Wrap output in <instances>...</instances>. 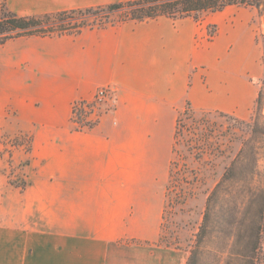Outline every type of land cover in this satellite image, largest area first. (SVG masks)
<instances>
[{
	"label": "crops",
	"instance_id": "1",
	"mask_svg": "<svg viewBox=\"0 0 264 264\" xmlns=\"http://www.w3.org/2000/svg\"><path fill=\"white\" fill-rule=\"evenodd\" d=\"M127 1L3 0L17 16ZM232 8L244 7L209 13L211 40L190 18L158 17L0 45L1 126L31 142L26 187L0 176V264H181L154 242L178 112L246 119L263 75L251 19L219 16ZM101 87L111 109L73 130L72 104Z\"/></svg>",
	"mask_w": 264,
	"mask_h": 264
},
{
	"label": "rangeland",
	"instance_id": "2",
	"mask_svg": "<svg viewBox=\"0 0 264 264\" xmlns=\"http://www.w3.org/2000/svg\"><path fill=\"white\" fill-rule=\"evenodd\" d=\"M258 1L257 7L232 8L219 16L228 17L232 23L238 16L251 19L249 35H253L260 48V64L263 69L257 94V98L258 95L260 96V108L256 109V98L246 119H240L234 114L224 117L217 112L193 111L190 117L181 116L179 134L173 137L160 237L154 242L162 247L175 249L176 262L180 261L181 264L186 263L194 245L195 234L202 220L208 193L239 152L243 171L255 173L253 187L264 200V0ZM4 7L3 0H0V16ZM124 15V11H117L106 16L85 14L72 17L86 24L96 25L98 21L107 19L114 22L113 25H117L121 23L119 19ZM205 16L206 14L200 21L192 19L203 26V34L198 36L197 41L200 38L211 40L218 33V27L211 24L213 15ZM229 50H232L231 45ZM250 55L251 52L248 51L247 58ZM112 100L111 93L106 101L94 103L89 107H85V103L81 105L79 101L74 102L72 109L79 107L83 112L79 116L72 113V129L76 131L87 129V124L91 126L94 123L92 117L111 109ZM183 109L178 112L177 118ZM3 121L0 119V176L4 178L8 186L21 191L27 184L25 167L28 165L26 155L30 151V135L12 134L1 126ZM6 121H8L7 117ZM227 205L232 206L230 202ZM237 209L238 214L232 228L227 231L233 230L230 234L229 232L226 234V237L233 234L235 237L224 240L222 238L219 241L218 235L215 234L210 242L206 241L201 248L199 264H230L227 258L229 250L234 251L237 248L236 235L238 233L242 235L243 228L245 229L248 225L250 212L248 199L244 198ZM125 243L134 244L135 242L126 240ZM217 243H219L218 246H216ZM262 243L264 247V233Z\"/></svg>",
	"mask_w": 264,
	"mask_h": 264
},
{
	"label": "trees",
	"instance_id": "3",
	"mask_svg": "<svg viewBox=\"0 0 264 264\" xmlns=\"http://www.w3.org/2000/svg\"><path fill=\"white\" fill-rule=\"evenodd\" d=\"M258 0H130L124 3L100 6L95 8L62 11L58 13L43 14L39 16H17L4 7L0 16V45L8 40L27 36H61L76 34L85 28L103 27L113 25L114 22L98 21L97 24H86L84 21H76L73 15H99L124 11L125 15L119 22L156 19L167 17L170 19L191 18L200 21L203 15L221 12L228 6L257 7ZM81 105L85 101H79ZM260 108V96L256 100V109ZM82 114L79 107H73L72 113ZM193 113L187 103L176 119L174 137L179 134L182 117H190ZM228 117V114H222ZM90 127V124H87ZM80 128V127H79ZM241 153L225 168L220 179L208 193L201 223L195 234L194 245L185 264H199L201 248L207 242L218 235V240L235 237L229 235L233 229L232 224L238 214L237 206L248 199L250 212L248 213V225L243 228V234L236 235L237 248L229 250L230 264H264V200L253 187L255 173L243 171ZM242 199V200H241ZM232 206H228V203ZM238 222V221H237ZM227 232L229 236L226 237ZM217 243L216 246H218ZM219 252V251H218Z\"/></svg>",
	"mask_w": 264,
	"mask_h": 264
},
{
	"label": "built area",
	"instance_id": "4",
	"mask_svg": "<svg viewBox=\"0 0 264 264\" xmlns=\"http://www.w3.org/2000/svg\"><path fill=\"white\" fill-rule=\"evenodd\" d=\"M109 94H111V89L109 87H101L99 88L91 101H85V107H89L94 103L106 101L109 98ZM75 114V112H74Z\"/></svg>",
	"mask_w": 264,
	"mask_h": 264
}]
</instances>
